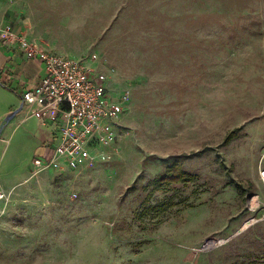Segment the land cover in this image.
Returning <instances> with one entry per match:
<instances>
[{
    "label": "rangeland",
    "instance_id": "1",
    "mask_svg": "<svg viewBox=\"0 0 264 264\" xmlns=\"http://www.w3.org/2000/svg\"><path fill=\"white\" fill-rule=\"evenodd\" d=\"M0 4L130 92L117 150L90 172L32 174L35 120L5 128L0 264H264V0ZM174 164L191 180L160 185Z\"/></svg>",
    "mask_w": 264,
    "mask_h": 264
},
{
    "label": "built area",
    "instance_id": "2",
    "mask_svg": "<svg viewBox=\"0 0 264 264\" xmlns=\"http://www.w3.org/2000/svg\"><path fill=\"white\" fill-rule=\"evenodd\" d=\"M0 43L44 65L41 81L22 93L23 120L35 118L43 126L54 124L59 140L50 158L33 159V173L91 170L98 163L109 162L117 150L118 123L129 90L114 98L108 90V76L92 66L93 58H71L42 48L10 24L0 28ZM258 178L264 184V163L259 165ZM6 198L0 190V200ZM256 198L251 201L258 204Z\"/></svg>",
    "mask_w": 264,
    "mask_h": 264
},
{
    "label": "crops",
    "instance_id": "3",
    "mask_svg": "<svg viewBox=\"0 0 264 264\" xmlns=\"http://www.w3.org/2000/svg\"><path fill=\"white\" fill-rule=\"evenodd\" d=\"M6 13L5 6L2 5L1 7L0 4V28L11 24L8 16H6ZM12 26L16 32H22V29L18 25L13 24ZM43 77L44 65L41 62L28 60L16 48L7 47L0 43V125L7 114L18 108L21 103L22 93L31 86L38 84ZM31 119L35 120L37 126V132L35 135L30 133L28 134V138L30 137L31 140L34 141L31 145V152L34 155L33 159L50 158L52 156L53 147L59 140L58 130L54 124L43 126L35 118L23 120L22 115L18 121L15 123L10 122L5 128L12 126V131L14 132L17 127ZM122 119L123 115L118 123L119 127L121 126ZM5 128L0 134V143L7 145L10 141V137H7V134L4 133ZM117 143L118 141L116 142V146ZM32 161L29 165V169L32 171V174H34ZM102 164L104 163H98L96 168ZM91 170L80 169L76 172H90ZM48 172L55 175H63L70 171L67 169H63L62 171L46 170L40 173ZM7 173L8 175L3 180H0V190L5 194L9 189L17 184L16 180L12 179V177L14 178L15 176L14 172L10 171ZM32 174L27 172L23 174V177L33 178ZM3 201L4 200H0V209Z\"/></svg>",
    "mask_w": 264,
    "mask_h": 264
},
{
    "label": "trees",
    "instance_id": "4",
    "mask_svg": "<svg viewBox=\"0 0 264 264\" xmlns=\"http://www.w3.org/2000/svg\"><path fill=\"white\" fill-rule=\"evenodd\" d=\"M235 131H232L230 134L227 135L225 138L223 145H228L232 139H234ZM191 180V176L184 171L181 170V168L174 164L172 165L161 177H159V183L162 186H167L170 183H187Z\"/></svg>",
    "mask_w": 264,
    "mask_h": 264
},
{
    "label": "water",
    "instance_id": "5",
    "mask_svg": "<svg viewBox=\"0 0 264 264\" xmlns=\"http://www.w3.org/2000/svg\"><path fill=\"white\" fill-rule=\"evenodd\" d=\"M22 109H23V102L21 101L18 108H16L15 110H13L12 112H10L5 116L3 122L0 125V134L2 130L15 118V116L22 111Z\"/></svg>",
    "mask_w": 264,
    "mask_h": 264
}]
</instances>
